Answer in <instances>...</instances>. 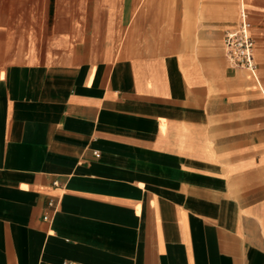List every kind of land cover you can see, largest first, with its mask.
Segmentation results:
<instances>
[{"label": "crops", "instance_id": "obj_1", "mask_svg": "<svg viewBox=\"0 0 264 264\" xmlns=\"http://www.w3.org/2000/svg\"><path fill=\"white\" fill-rule=\"evenodd\" d=\"M64 263L264 264V0H0V264Z\"/></svg>", "mask_w": 264, "mask_h": 264}, {"label": "built area", "instance_id": "obj_2", "mask_svg": "<svg viewBox=\"0 0 264 264\" xmlns=\"http://www.w3.org/2000/svg\"><path fill=\"white\" fill-rule=\"evenodd\" d=\"M251 28L249 14L243 3H240L238 23L235 28L225 31L223 46L224 56L231 66L242 67L255 72L254 50L256 45ZM48 207L51 212L43 216L45 221H51L52 214L56 211V202L49 200Z\"/></svg>", "mask_w": 264, "mask_h": 264}]
</instances>
